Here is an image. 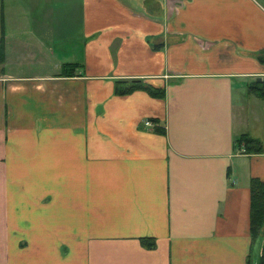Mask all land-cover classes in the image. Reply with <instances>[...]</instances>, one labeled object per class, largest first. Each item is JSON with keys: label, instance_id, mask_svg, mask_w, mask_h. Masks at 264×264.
Masks as SVG:
<instances>
[{"label": "crops", "instance_id": "obj_1", "mask_svg": "<svg viewBox=\"0 0 264 264\" xmlns=\"http://www.w3.org/2000/svg\"><path fill=\"white\" fill-rule=\"evenodd\" d=\"M2 44L0 264H249L264 0H0Z\"/></svg>", "mask_w": 264, "mask_h": 264}, {"label": "trees", "instance_id": "obj_2", "mask_svg": "<svg viewBox=\"0 0 264 264\" xmlns=\"http://www.w3.org/2000/svg\"><path fill=\"white\" fill-rule=\"evenodd\" d=\"M161 48H153L155 51H160ZM4 55V45L0 46V58ZM259 62L264 65V50L256 54ZM77 64H68L63 66L61 75H67L65 77H73ZM135 91H146L152 97L157 99L165 98V90L155 89L151 86L145 85L142 80H134L131 82H116L115 94L126 96L131 95ZM249 93L264 100V81L254 82L249 87ZM157 133L164 134L165 130H157ZM236 148L244 149L246 154H262L264 153L263 144L260 140L251 137L248 134H244L236 140ZM251 191V207H250V233L253 242L256 243L257 239L262 237L264 239V181L253 178L250 182ZM141 244L144 248L153 250L156 248L155 239L142 238ZM249 264H255L253 257L249 259ZM260 264H264V257Z\"/></svg>", "mask_w": 264, "mask_h": 264}, {"label": "rangeland", "instance_id": "obj_3", "mask_svg": "<svg viewBox=\"0 0 264 264\" xmlns=\"http://www.w3.org/2000/svg\"><path fill=\"white\" fill-rule=\"evenodd\" d=\"M9 7H11V6H9ZM36 7V6H35ZM44 9H46V7L44 8ZM42 10V9H41ZM40 10V11H41ZM34 11H35V8H34ZM36 23V22H35ZM57 50H59L58 48H57ZM261 79H263L264 77H260ZM264 80V79H263ZM257 82H258V80H256ZM255 80H253V82L252 83H254V82H256ZM251 85V84H250ZM250 87V86H249ZM249 87H248V91H249ZM257 98V97H256ZM257 99H259V98H257ZM255 100V99H254ZM260 100V99H259ZM247 103H248V100H247ZM262 106H261V112H262V114H264V100L260 103ZM249 106H252L250 103H249ZM253 107V106H252ZM252 107L251 108H249V112H248V114H252L253 112H254V110L252 109ZM254 108V107H253ZM260 117V116H259ZM260 119H261V117H260ZM262 120V123L264 122V120L263 119H261ZM252 127V126H251ZM243 136V135H242ZM240 138V137H239ZM238 138V139H239ZM238 152H239V154H246L245 153V150L244 149H238ZM254 247H255V249H254V254H253V259H254V261H255V264H260L261 263V261L263 260V257H264V239L262 238V237H260L259 239H257V241H256V243H255V245H254ZM251 257V258H252Z\"/></svg>", "mask_w": 264, "mask_h": 264}, {"label": "built area", "instance_id": "obj_4", "mask_svg": "<svg viewBox=\"0 0 264 264\" xmlns=\"http://www.w3.org/2000/svg\"><path fill=\"white\" fill-rule=\"evenodd\" d=\"M145 126H146L147 128H153V127L155 126V124L152 123L151 121H146V122H145Z\"/></svg>", "mask_w": 264, "mask_h": 264}, {"label": "water", "instance_id": "obj_5", "mask_svg": "<svg viewBox=\"0 0 264 264\" xmlns=\"http://www.w3.org/2000/svg\"><path fill=\"white\" fill-rule=\"evenodd\" d=\"M260 81H262V79H261V78H259V79H258V82H260Z\"/></svg>", "mask_w": 264, "mask_h": 264}]
</instances>
